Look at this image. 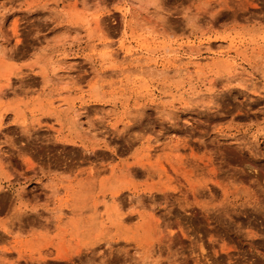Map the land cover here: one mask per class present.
I'll use <instances>...</instances> for the list:
<instances>
[{"label": "rangeland", "instance_id": "rangeland-1", "mask_svg": "<svg viewBox=\"0 0 264 264\" xmlns=\"http://www.w3.org/2000/svg\"><path fill=\"white\" fill-rule=\"evenodd\" d=\"M0 264H264V0H0Z\"/></svg>", "mask_w": 264, "mask_h": 264}]
</instances>
